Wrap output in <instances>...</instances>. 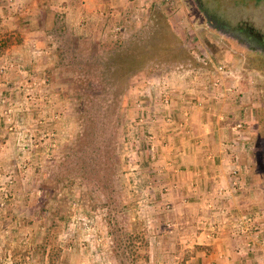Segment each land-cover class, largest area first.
<instances>
[{
  "label": "rangeland",
  "instance_id": "rangeland-1",
  "mask_svg": "<svg viewBox=\"0 0 264 264\" xmlns=\"http://www.w3.org/2000/svg\"><path fill=\"white\" fill-rule=\"evenodd\" d=\"M13 1L0 0V264H194L219 239L227 264H264L254 53L233 52L193 0H112L83 19L62 10L73 0ZM198 3L264 36V0ZM193 114L236 132L221 134L225 166H208L217 182L186 198L163 162L181 161Z\"/></svg>",
  "mask_w": 264,
  "mask_h": 264
},
{
  "label": "crops",
  "instance_id": "crops-1",
  "mask_svg": "<svg viewBox=\"0 0 264 264\" xmlns=\"http://www.w3.org/2000/svg\"><path fill=\"white\" fill-rule=\"evenodd\" d=\"M26 1L27 0H25L24 2ZM111 1L112 0H109V2H106V0L105 1L73 0V4L68 2L66 4H63L61 8L64 12L66 11L67 14L75 13L74 16L76 17V19H81V18L83 19V17L92 16L93 13L95 12L94 10L97 11V9H103L106 8V6L109 7L111 5L110 4ZM15 2H17V0L13 1L12 3ZM42 3L43 1L41 2V4ZM14 6L16 5L14 4L13 7ZM24 8H25L24 13H27L26 3H24ZM31 8L32 5H28L29 14H31ZM73 9H75L76 12H74ZM207 116L195 115V114L189 115V117H187L186 119L189 122L179 125L181 126L180 131L182 132V134L184 133L183 130L184 127L189 128L188 130H186L187 132L185 131L186 133L189 134L188 136H186V138L177 136L178 140H175L176 143L182 142V144L175 146L176 152L174 153L175 155L181 154L180 155L181 161H178L179 158L176 157L177 159L170 158L168 159L169 162L166 161L163 162L164 167L167 170L165 171V173L169 177L167 179L168 186H171L169 187V190L171 191L172 188L173 192L177 193L175 196H178V194L179 196L184 194L186 198H194V196L200 193L201 191L208 193L209 191L208 186L210 187L211 184L217 182L215 179L216 175L212 177L208 166L211 164L213 165V167L217 166V168L221 166L223 167L225 166L224 163H220L217 165L214 164L215 160H218L220 158V154L218 150H220V148L224 146V143H226L225 139H222L221 134L224 133L226 134L225 136H230L228 134L229 130L233 129L232 131L236 132L234 130L236 126L222 124L219 127H217V125H212V123L208 122ZM217 118H220V116H218ZM227 128H229V130ZM235 140L239 141L237 136L236 137L231 136L230 139L231 143L232 142L235 143L236 142ZM181 146L184 148V150L187 153H185V151L182 150L183 148L182 149L180 148ZM159 148L163 149L164 147L160 146ZM205 169L208 170L207 173L209 172L208 173L209 176L207 178H204L202 176L200 177L199 174L202 175V172L205 171ZM219 181H220V177H219ZM220 182L222 183V181ZM234 201H232V203ZM225 208L227 212V210L229 209L227 208V206ZM201 214L203 215L204 213L201 212ZM208 232L209 230L207 229L205 230V227H203L202 230L200 231L199 236L205 234L208 237ZM217 242H218L217 248L219 249V252L215 253L216 259H214V257H212L211 255H207L206 257H203L202 255L200 257L199 255H195L194 257H191L192 262H194V264L197 263L203 264V261L209 262L210 264H212L213 262H214L213 264H227V262L233 260L234 257L233 254L232 253L229 254L227 249L230 245L229 244L225 245L222 239L217 240Z\"/></svg>",
  "mask_w": 264,
  "mask_h": 264
},
{
  "label": "flooded vegetation",
  "instance_id": "flooded-vegetation-1",
  "mask_svg": "<svg viewBox=\"0 0 264 264\" xmlns=\"http://www.w3.org/2000/svg\"><path fill=\"white\" fill-rule=\"evenodd\" d=\"M194 1V7L197 9L198 17L206 23L210 32L218 35L222 40H233L235 46L229 47L233 52L244 55L246 53L264 54V36L261 32L254 29L247 19H238L233 25L219 20L204 11L198 3ZM228 44V43H227Z\"/></svg>",
  "mask_w": 264,
  "mask_h": 264
},
{
  "label": "trees",
  "instance_id": "trees-1",
  "mask_svg": "<svg viewBox=\"0 0 264 264\" xmlns=\"http://www.w3.org/2000/svg\"><path fill=\"white\" fill-rule=\"evenodd\" d=\"M232 43V41H230ZM145 48V46L143 47ZM249 57L251 56L252 59H250L251 61H254L256 64L263 65L264 66V54H250L248 55ZM130 57V56H129ZM248 57V58H249ZM108 223V221H107ZM109 224V223H108Z\"/></svg>",
  "mask_w": 264,
  "mask_h": 264
},
{
  "label": "built area",
  "instance_id": "built-area-1",
  "mask_svg": "<svg viewBox=\"0 0 264 264\" xmlns=\"http://www.w3.org/2000/svg\"><path fill=\"white\" fill-rule=\"evenodd\" d=\"M164 101H166V99H164ZM264 243V242H263Z\"/></svg>",
  "mask_w": 264,
  "mask_h": 264
}]
</instances>
